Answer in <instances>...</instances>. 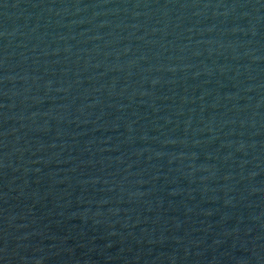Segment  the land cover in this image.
<instances>
[{"label":"water","instance_id":"water-1","mask_svg":"<svg viewBox=\"0 0 264 264\" xmlns=\"http://www.w3.org/2000/svg\"><path fill=\"white\" fill-rule=\"evenodd\" d=\"M0 264H264V0H0Z\"/></svg>","mask_w":264,"mask_h":264}]
</instances>
